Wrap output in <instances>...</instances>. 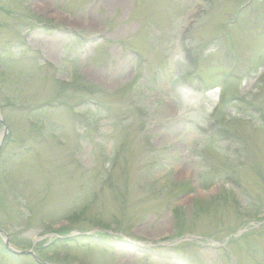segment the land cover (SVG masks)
Masks as SVG:
<instances>
[{
	"label": "rangeland",
	"instance_id": "rangeland-1",
	"mask_svg": "<svg viewBox=\"0 0 264 264\" xmlns=\"http://www.w3.org/2000/svg\"><path fill=\"white\" fill-rule=\"evenodd\" d=\"M9 3L0 228L17 264H264V113L247 105L264 111V0Z\"/></svg>",
	"mask_w": 264,
	"mask_h": 264
}]
</instances>
